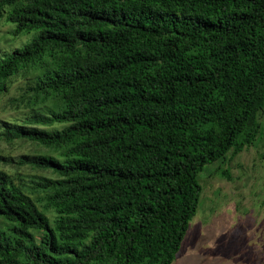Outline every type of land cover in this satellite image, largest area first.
I'll list each match as a JSON object with an SVG mask.
<instances>
[{
    "label": "trees",
    "instance_id": "trees-1",
    "mask_svg": "<svg viewBox=\"0 0 264 264\" xmlns=\"http://www.w3.org/2000/svg\"><path fill=\"white\" fill-rule=\"evenodd\" d=\"M2 18L36 35L0 58V100L25 75L30 113L0 139L47 148L13 163L52 176L0 168V264H172L199 174L262 132L264 0H0Z\"/></svg>",
    "mask_w": 264,
    "mask_h": 264
},
{
    "label": "rangeland",
    "instance_id": "rangeland-1",
    "mask_svg": "<svg viewBox=\"0 0 264 264\" xmlns=\"http://www.w3.org/2000/svg\"><path fill=\"white\" fill-rule=\"evenodd\" d=\"M14 25L0 20V58L23 47L36 32L14 36ZM27 76L12 79L8 94L0 100V125L3 121L26 124L29 109L23 107L22 88ZM262 132L256 143L246 147L221 167L219 162L207 165L200 175L202 193L197 214L190 222L181 249L172 264H264V115L260 118ZM35 127L33 125H29ZM41 129L51 127L37 125ZM48 151L27 140L6 142L0 139V168L9 172L31 174L50 172L19 166L14 159L24 154ZM229 168L231 180L220 171ZM28 181V180H27Z\"/></svg>",
    "mask_w": 264,
    "mask_h": 264
}]
</instances>
